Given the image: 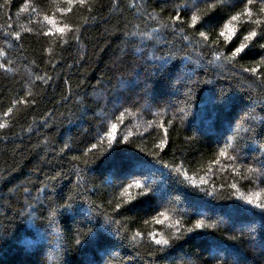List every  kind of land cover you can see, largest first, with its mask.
Here are the masks:
<instances>
[{"label": "trees", "instance_id": "1", "mask_svg": "<svg viewBox=\"0 0 264 264\" xmlns=\"http://www.w3.org/2000/svg\"><path fill=\"white\" fill-rule=\"evenodd\" d=\"M212 2L0 0V264H264V4Z\"/></svg>", "mask_w": 264, "mask_h": 264}, {"label": "snow or ice", "instance_id": "2", "mask_svg": "<svg viewBox=\"0 0 264 264\" xmlns=\"http://www.w3.org/2000/svg\"><path fill=\"white\" fill-rule=\"evenodd\" d=\"M68 3L69 4L78 3L80 5H83V4L86 3V0H68ZM222 3H223V0H214V2L209 3L207 5L208 11L209 12L213 11L215 8H217L218 6L222 5ZM253 3H254V0H247V4H246L245 9H244V14H246L248 16H251L252 12H251V9L248 7V5H252ZM260 3L264 4V0H260ZM64 11H71V9L68 8V9H65ZM259 11L261 13H264V7H261L259 9ZM240 16H241V13H239V12L236 13L235 15H232L230 17L229 22L225 23L224 26H223V29L220 31L219 35L221 37H224L226 42L230 41L232 39L233 35L235 34V27L232 24V21H237L240 18ZM44 19L47 20L50 24H53V21L51 20L50 17L45 16ZM170 19L173 20V21H180L181 17H180V14L177 13L175 16L170 17ZM200 20H201V17L198 16L196 13H193L192 16H191V24L189 26L190 27L191 26H195L197 24V22L200 21ZM256 23L259 24V21H256ZM65 27H67V26H65ZM57 31H59L62 34V36H63V33L65 32V28H58ZM50 32H51V29H49V31L45 32L44 34L48 35V34H50ZM18 35H19V33H17V36ZM199 35L201 37H203L205 40H207V38H208L205 32H200ZM254 37H257V32L255 30H250V31H248L247 35H245L243 37V40L245 42L252 41ZM185 39H186V37H185ZM248 47H249V45H247L244 42H241L239 44V46H237V47H235L233 49V51L231 53V57L229 59L235 58L237 56H241L242 54H244L246 52V49ZM260 47L264 48V44H261ZM261 63H264V57H262ZM245 70L246 71H251L252 73H256L257 72V68L256 67H253L251 69H245ZM37 78L40 79V77H37ZM18 102L19 103H23L24 101L21 100V101H18ZM12 110H13L12 108H9L8 109V113L12 112ZM5 115H7V113H5ZM3 126H4L3 124H0V128H2ZM115 128H116V125L113 124L112 125V129L115 130ZM108 135L111 136L112 133L110 132V133H108ZM163 145H164V141L161 140V142L158 145V147H163ZM65 147H67V145H65ZM92 147L95 148L96 146L92 145ZM220 155L221 156L226 155L225 151L221 150ZM74 159H77V157H74ZM176 171L179 173L180 170L177 169ZM133 186L136 187L137 189L143 188V191L138 193V195H140V196H144V195L148 194L151 191L150 187L147 184V181H145V183L142 184L139 180H135L134 179V183L133 184H129V185H127L126 187H124L122 189L123 195L124 196H128L129 200L131 199L130 189ZM233 187H235V185H233ZM247 202L249 204L253 203V201L250 198L247 199ZM120 206L121 205L118 203L116 205V208L118 209V208H120ZM255 207L260 208L262 211H264V203H256ZM160 215H163V213H161ZM157 222H159V221H157ZM195 227L197 229H200V228H204V227H214V225H211V224L205 225L203 220H198L196 222V224H195ZM189 231H191V229H189ZM139 235H140L139 233L134 234L133 239H135L136 236H139ZM77 243H79V241H77ZM155 243L158 244V245H168L169 241L167 239H162L161 238V239H155Z\"/></svg>", "mask_w": 264, "mask_h": 264}]
</instances>
